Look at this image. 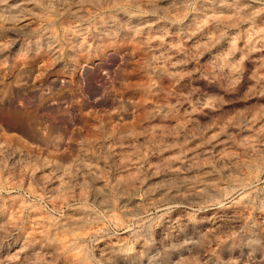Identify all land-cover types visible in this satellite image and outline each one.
<instances>
[{
	"label": "clouds",
	"instance_id": "obj_1",
	"mask_svg": "<svg viewBox=\"0 0 264 264\" xmlns=\"http://www.w3.org/2000/svg\"><path fill=\"white\" fill-rule=\"evenodd\" d=\"M0 264H264V0H0Z\"/></svg>",
	"mask_w": 264,
	"mask_h": 264
},
{
	"label": "rangeland",
	"instance_id": "obj_2",
	"mask_svg": "<svg viewBox=\"0 0 264 264\" xmlns=\"http://www.w3.org/2000/svg\"><path fill=\"white\" fill-rule=\"evenodd\" d=\"M129 47H132V46L130 45ZM248 67H249V68H251V67H252V65H251V64H249V65H248ZM241 103H243V101H241Z\"/></svg>",
	"mask_w": 264,
	"mask_h": 264
}]
</instances>
